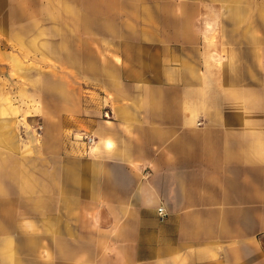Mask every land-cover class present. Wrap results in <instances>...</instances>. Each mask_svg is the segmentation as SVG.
I'll return each mask as SVG.
<instances>
[{
	"label": "crops",
	"instance_id": "0c3cea01",
	"mask_svg": "<svg viewBox=\"0 0 264 264\" xmlns=\"http://www.w3.org/2000/svg\"><path fill=\"white\" fill-rule=\"evenodd\" d=\"M117 13L60 59L108 95L73 103L95 145L0 151V264H264V0Z\"/></svg>",
	"mask_w": 264,
	"mask_h": 264
},
{
	"label": "rangeland",
	"instance_id": "374dc122",
	"mask_svg": "<svg viewBox=\"0 0 264 264\" xmlns=\"http://www.w3.org/2000/svg\"><path fill=\"white\" fill-rule=\"evenodd\" d=\"M121 1L0 0V109L6 110L0 113V151L13 144L20 155L42 156L46 144L57 143L58 134L86 147L81 131H73L74 100L95 107L101 99L104 116L108 95L86 77L64 70L60 59H73L76 31L82 32L83 48H89L88 33L94 28L102 34L106 28L101 21L118 15Z\"/></svg>",
	"mask_w": 264,
	"mask_h": 264
},
{
	"label": "built area",
	"instance_id": "2783aa9c",
	"mask_svg": "<svg viewBox=\"0 0 264 264\" xmlns=\"http://www.w3.org/2000/svg\"><path fill=\"white\" fill-rule=\"evenodd\" d=\"M109 114H110V107L109 105H106V109L104 110V116L107 118ZM81 139L86 144L87 151H89V149L93 147L96 143V137L89 132H83L81 135ZM157 214L160 217V219H164L166 213L163 206H159L157 208Z\"/></svg>",
	"mask_w": 264,
	"mask_h": 264
}]
</instances>
